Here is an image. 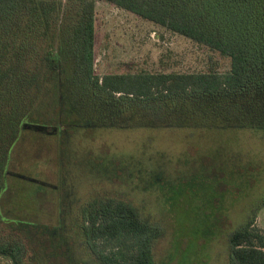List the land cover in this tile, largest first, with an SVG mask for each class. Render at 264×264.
Returning <instances> with one entry per match:
<instances>
[{"label": "rangeland", "instance_id": "rangeland-1", "mask_svg": "<svg viewBox=\"0 0 264 264\" xmlns=\"http://www.w3.org/2000/svg\"><path fill=\"white\" fill-rule=\"evenodd\" d=\"M96 5L100 75L208 66L210 52L191 39L112 3ZM48 77L28 116L47 127H28L17 141L0 197V218L11 227L4 233L23 245L21 264H101L81 228L82 207L97 197L129 201L160 225L155 264H232L229 234L255 209L264 229V107L201 127L57 125ZM0 264L12 263L0 256Z\"/></svg>", "mask_w": 264, "mask_h": 264}, {"label": "trees", "instance_id": "trees-1", "mask_svg": "<svg viewBox=\"0 0 264 264\" xmlns=\"http://www.w3.org/2000/svg\"><path fill=\"white\" fill-rule=\"evenodd\" d=\"M102 1L205 47L208 66L100 75L96 0H0V197L9 186L17 141L28 127H47L28 116L50 75L57 125L201 127L211 118L230 124L236 112L264 107V0ZM215 55L228 64L217 68ZM81 211L85 243L101 264H155L153 245L162 229L136 205L97 197ZM258 211L228 236L232 264H264ZM1 218L0 256L21 264L23 245L5 235L11 227Z\"/></svg>", "mask_w": 264, "mask_h": 264}]
</instances>
